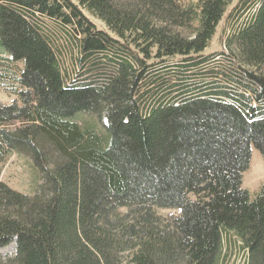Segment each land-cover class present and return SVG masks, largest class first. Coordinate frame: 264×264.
<instances>
[{
  "label": "trees",
  "instance_id": "trees-1",
  "mask_svg": "<svg viewBox=\"0 0 264 264\" xmlns=\"http://www.w3.org/2000/svg\"><path fill=\"white\" fill-rule=\"evenodd\" d=\"M0 52V166L40 180L0 182V264H221L225 234L264 264V0H0Z\"/></svg>",
  "mask_w": 264,
  "mask_h": 264
},
{
  "label": "rangeland",
  "instance_id": "rangeland-1",
  "mask_svg": "<svg viewBox=\"0 0 264 264\" xmlns=\"http://www.w3.org/2000/svg\"><path fill=\"white\" fill-rule=\"evenodd\" d=\"M187 4L186 2L184 3ZM241 18H244L243 13L239 14ZM91 20L98 26L102 27L103 25L91 18ZM234 20V19H233ZM231 22V21H230ZM234 23H222L215 35L209 41L207 49L203 52L202 55H212L220 53H230L229 49L226 48V39L234 31ZM185 36L187 33L182 32ZM232 54L235 55L234 47L231 49ZM7 55L4 52H0V71L4 69V63L6 62ZM221 60V59H220ZM219 59H214L211 64L220 62ZM7 63V62H6ZM12 66V67H11ZM7 68V70L13 69V65ZM253 71V70H252ZM264 74V66L260 71ZM14 81H8L3 78L2 73L0 72V102L3 104H10L16 99L15 95L9 94L8 92L2 91L1 85L4 86H14ZM83 120L87 123L93 122L89 116H83ZM242 188L247 190L249 197L253 200L256 195L259 193L261 188L264 186V160L261 156L258 149L252 144L250 146L249 154V163L247 168L242 172ZM0 182L6 184L12 190L32 194L39 186L40 180L38 176L33 171L30 161L24 157L16 154H12L6 160V162L0 166ZM189 199H193L190 196ZM156 214L165 219L167 217L177 215L178 211L176 210H166V209H156ZM125 212V211H121ZM225 248L224 256L221 264H246V254L240 249V244L236 238L230 234L224 235ZM15 255V243H11L6 247L0 249V257L2 260H7L12 258Z\"/></svg>",
  "mask_w": 264,
  "mask_h": 264
},
{
  "label": "bare ground",
  "instance_id": "bare-ground-1",
  "mask_svg": "<svg viewBox=\"0 0 264 264\" xmlns=\"http://www.w3.org/2000/svg\"><path fill=\"white\" fill-rule=\"evenodd\" d=\"M169 88V87H168ZM154 94V93H153Z\"/></svg>",
  "mask_w": 264,
  "mask_h": 264
}]
</instances>
